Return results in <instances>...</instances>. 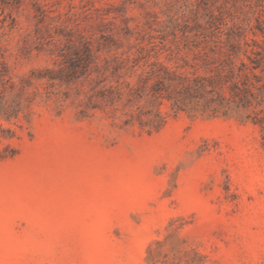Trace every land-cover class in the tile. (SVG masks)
Returning a JSON list of instances; mask_svg holds the SVG:
<instances>
[{"label":"rangeland","instance_id":"374dc122","mask_svg":"<svg viewBox=\"0 0 264 264\" xmlns=\"http://www.w3.org/2000/svg\"><path fill=\"white\" fill-rule=\"evenodd\" d=\"M0 264H264V0H0Z\"/></svg>","mask_w":264,"mask_h":264}]
</instances>
